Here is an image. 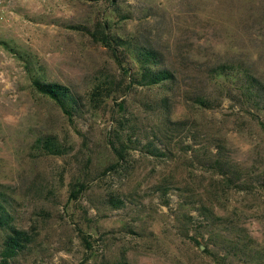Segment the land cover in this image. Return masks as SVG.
I'll return each instance as SVG.
<instances>
[{
  "label": "rangeland",
  "instance_id": "rangeland-1",
  "mask_svg": "<svg viewBox=\"0 0 264 264\" xmlns=\"http://www.w3.org/2000/svg\"><path fill=\"white\" fill-rule=\"evenodd\" d=\"M115 3L0 6V191L13 199L15 226L33 236L9 264H264V97L248 108L222 97L209 76L216 66L242 64L264 87V0ZM96 24L158 50L176 80L170 93L132 88L117 101L124 110L107 100L71 124L32 89L20 56L35 57L45 80L85 95L120 73L106 47L74 28ZM198 95L222 99L204 109ZM164 117L184 125L168 133V157L155 158L142 145L163 149L155 136ZM117 128L140 142L120 166L107 144ZM45 135L65 142L67 154H39L32 145ZM218 153L231 183L212 167ZM77 184L85 189L73 198Z\"/></svg>",
  "mask_w": 264,
  "mask_h": 264
},
{
  "label": "trees",
  "instance_id": "trees-1",
  "mask_svg": "<svg viewBox=\"0 0 264 264\" xmlns=\"http://www.w3.org/2000/svg\"><path fill=\"white\" fill-rule=\"evenodd\" d=\"M101 1L107 2L115 8L117 7L115 0ZM74 28L88 32L95 42L108 49L120 70L119 76L102 77L93 83L85 95H80L68 86L45 80L39 73L41 69L37 67L38 63L35 61V57L31 55L20 56L23 67L30 77L32 89L38 95L51 100L71 124L84 114L101 110L107 100H112L120 111L124 110V102L117 101L132 88L157 87L165 92H171V85L175 82L176 77L173 71L166 66L163 55L158 50L144 45L134 38L127 39L113 35L105 24H96L93 31L79 27ZM210 71V78L219 85L218 89L224 98H237L239 102L246 104L248 108L255 109L264 97L263 85L253 76L250 69L242 64L238 66L222 64ZM219 79L230 80V85H221L218 83ZM233 86L236 88H233ZM234 91L237 94L233 96ZM220 99L216 100L198 95L194 98V102L204 109H212L214 102L219 103ZM159 103L162 107L167 108V96H163ZM183 125L184 121L172 122L168 117H164L162 128H158V136H155L156 141L164 146L165 140L168 139V133ZM119 126H121V123L118 122ZM112 132V138H108L107 144L116 157L117 163L115 166H120L128 162L130 151L138 150L140 142L134 141L132 135L128 133L129 131L123 130L120 133L121 131L117 128ZM32 146L41 155L58 157L67 154L70 148L54 135L41 136L34 141ZM142 150L155 158H166L171 153L165 146L160 149L152 141L143 144ZM221 159H223L222 153H218L217 158L212 162V167H216L221 173H224L225 170L224 175H230L225 178V182L226 184L231 183L233 173ZM109 168L115 167L110 166ZM77 187L78 189H72L71 191L73 198H76L85 189L82 184H77ZM107 203L115 209H119L123 205L121 200L113 197H109ZM0 232L3 233L0 242V264H9L33 242V236L30 232L15 226L13 199L3 191H0ZM84 242L89 246L88 241L84 240Z\"/></svg>",
  "mask_w": 264,
  "mask_h": 264
},
{
  "label": "built area",
  "instance_id": "built-area-1",
  "mask_svg": "<svg viewBox=\"0 0 264 264\" xmlns=\"http://www.w3.org/2000/svg\"><path fill=\"white\" fill-rule=\"evenodd\" d=\"M4 0H0V6L3 4ZM0 12H3V10H0Z\"/></svg>",
  "mask_w": 264,
  "mask_h": 264
},
{
  "label": "water",
  "instance_id": "water-1",
  "mask_svg": "<svg viewBox=\"0 0 264 264\" xmlns=\"http://www.w3.org/2000/svg\"><path fill=\"white\" fill-rule=\"evenodd\" d=\"M200 249H203V247H202V246H200Z\"/></svg>",
  "mask_w": 264,
  "mask_h": 264
}]
</instances>
